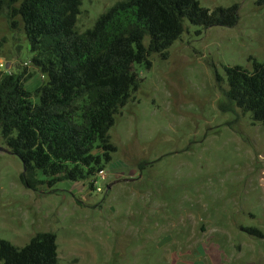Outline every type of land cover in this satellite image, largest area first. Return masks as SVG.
<instances>
[{
  "label": "rangeland",
  "instance_id": "374dc122",
  "mask_svg": "<svg viewBox=\"0 0 264 264\" xmlns=\"http://www.w3.org/2000/svg\"><path fill=\"white\" fill-rule=\"evenodd\" d=\"M118 1L81 0L76 31ZM198 1L210 10L237 4V24L185 21L167 59L135 66L139 87L109 130L116 151L106 179H96L100 192L90 188L95 176L26 188L22 162L0 136V240L20 248L53 233L57 264H264V125L219 108L224 68L264 62V3ZM8 13L0 14V63L32 73L23 87L36 103L44 77L31 65L22 22Z\"/></svg>",
  "mask_w": 264,
  "mask_h": 264
},
{
  "label": "trees",
  "instance_id": "16d2710c",
  "mask_svg": "<svg viewBox=\"0 0 264 264\" xmlns=\"http://www.w3.org/2000/svg\"><path fill=\"white\" fill-rule=\"evenodd\" d=\"M80 6L81 0H0V14L8 9L10 19L22 22L31 65L44 77L34 91L36 103L23 87L32 73L0 79V136L22 162L19 178L31 190H51L104 169L116 151L109 130L139 87L135 66L150 68L152 55L167 59L185 21L207 29L231 28L239 19L237 4L210 10L198 0H121L78 33ZM224 72L226 103L219 108L235 107L264 125V62ZM0 264H57L55 234L38 233L20 248L0 240Z\"/></svg>",
  "mask_w": 264,
  "mask_h": 264
},
{
  "label": "built area",
  "instance_id": "2783aa9c",
  "mask_svg": "<svg viewBox=\"0 0 264 264\" xmlns=\"http://www.w3.org/2000/svg\"><path fill=\"white\" fill-rule=\"evenodd\" d=\"M25 66H26V65H25ZM0 67H3V69H4V74H8V75L11 74V73H10V69H9V67H8V68L5 67L3 63H0ZM96 179H99V180H101V181H104V180L106 179V171H105L104 169L99 170V171L97 172V174L95 175V180L93 181V183H91V184H92V188H91V189H94V187H95V190H96L97 192H100V188L97 187V186H95V184H96Z\"/></svg>",
  "mask_w": 264,
  "mask_h": 264
},
{
  "label": "water",
  "instance_id": "95a60500",
  "mask_svg": "<svg viewBox=\"0 0 264 264\" xmlns=\"http://www.w3.org/2000/svg\"><path fill=\"white\" fill-rule=\"evenodd\" d=\"M6 67L8 68L9 67V64H7ZM6 152H9L8 149L6 150Z\"/></svg>",
  "mask_w": 264,
  "mask_h": 264
}]
</instances>
